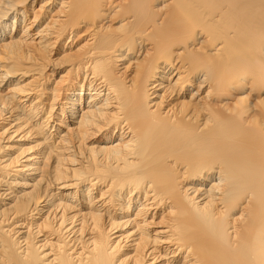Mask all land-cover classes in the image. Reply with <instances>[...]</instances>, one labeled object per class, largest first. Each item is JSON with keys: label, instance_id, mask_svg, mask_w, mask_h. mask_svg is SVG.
<instances>
[{"label": "bare ground", "instance_id": "obj_1", "mask_svg": "<svg viewBox=\"0 0 264 264\" xmlns=\"http://www.w3.org/2000/svg\"><path fill=\"white\" fill-rule=\"evenodd\" d=\"M0 264H264V0H0Z\"/></svg>", "mask_w": 264, "mask_h": 264}]
</instances>
